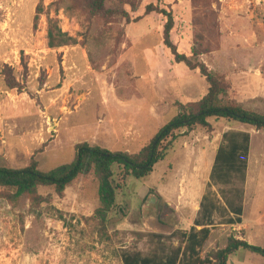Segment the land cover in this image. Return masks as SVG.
Instances as JSON below:
<instances>
[{"label": "rangeland", "instance_id": "1", "mask_svg": "<svg viewBox=\"0 0 264 264\" xmlns=\"http://www.w3.org/2000/svg\"><path fill=\"white\" fill-rule=\"evenodd\" d=\"M150 3L172 7V42L226 77L227 98L264 114V0H106L113 14L93 13L83 0H0L1 166L23 168L34 158L48 172L73 162L75 145L84 141L138 152L179 104L205 95V79L165 49L164 19L145 14ZM52 19L74 43L49 48ZM210 123L211 129L179 137L147 177H123L114 167L118 188L104 230L94 217L99 200L92 173L62 196L40 187L47 200L38 207L27 199L9 203V190L0 187V264H123L125 251L179 246L173 234L195 223L210 224L202 257L226 247L233 235L264 248V129L225 119ZM229 130L250 133V185L236 178L208 187ZM234 187H244L240 225L226 224L229 214L221 208ZM208 191L221 208L212 217L201 207ZM150 195L158 199V216L145 206ZM228 264H264V258L239 249Z\"/></svg>", "mask_w": 264, "mask_h": 264}, {"label": "trees", "instance_id": "2", "mask_svg": "<svg viewBox=\"0 0 264 264\" xmlns=\"http://www.w3.org/2000/svg\"><path fill=\"white\" fill-rule=\"evenodd\" d=\"M86 7L93 13L113 14L115 11L106 9V0H83ZM37 7V13H40ZM155 12L164 19L163 45L177 64L197 71L208 84L205 95L199 100L187 104H179L177 114L150 139L138 152L112 151L107 148L79 142L75 145L76 156L73 162L62 165L48 172L41 171L39 162L31 159L28 166L11 168L0 165V187L9 190L5 194L11 204L22 199L29 200L33 207H38L47 200L40 192V187H51L62 196L70 184L78 177L92 173L98 181L99 205L94 217L100 229L104 230L108 215L115 204L118 186L113 184L114 167L121 169L123 177L133 176L141 179L150 175L155 165L163 160L175 146L179 137L194 130L196 127L211 129L210 119H225L229 122L247 124L256 130L264 129V114L248 109L234 99L227 98L230 84L223 74L213 72L203 62H197L180 51L171 40L174 28V14L170 5L160 7L150 3L145 14ZM128 18V14L124 13ZM38 16L34 17L36 26ZM49 48L55 49L75 42V38L63 31L57 20H50L47 30ZM5 70V69H4ZM251 136L249 132L229 130L222 136L211 168L208 187L213 185L231 184L239 179L244 186ZM244 187H234L226 206L221 207L229 214L225 223L228 225L242 224ZM201 207L208 217L219 213L221 209L211 199L208 191L202 197ZM210 224L195 223L187 232H176L174 237L180 240L177 247H156L144 254L139 250L125 251L122 254L123 264H228L229 256L238 249L248 250L264 258V248L250 244L234 235L228 240L226 247L201 256V249L209 238ZM198 226H201L199 229ZM161 244V243H160Z\"/></svg>", "mask_w": 264, "mask_h": 264}, {"label": "flooded vegetation", "instance_id": "3", "mask_svg": "<svg viewBox=\"0 0 264 264\" xmlns=\"http://www.w3.org/2000/svg\"><path fill=\"white\" fill-rule=\"evenodd\" d=\"M148 206H149L148 209L150 208L151 214L158 216V214H159L158 213L159 212L158 199L155 198L153 201L150 202V204Z\"/></svg>", "mask_w": 264, "mask_h": 264}, {"label": "crops", "instance_id": "4", "mask_svg": "<svg viewBox=\"0 0 264 264\" xmlns=\"http://www.w3.org/2000/svg\"><path fill=\"white\" fill-rule=\"evenodd\" d=\"M218 149V148H217ZM217 152V151H216ZM215 155H216V153H215ZM215 158V157H214ZM214 162V161H213ZM213 165V164H212ZM211 172V171H210ZM250 174H249V169H248V171H247V173H246V188H247V186H249L250 185V182H251V179H250ZM209 177H210V174H209ZM243 201H244V199H243ZM243 207H244V203H243ZM239 250V249H238ZM244 250V249H243Z\"/></svg>", "mask_w": 264, "mask_h": 264}, {"label": "water", "instance_id": "5", "mask_svg": "<svg viewBox=\"0 0 264 264\" xmlns=\"http://www.w3.org/2000/svg\"><path fill=\"white\" fill-rule=\"evenodd\" d=\"M156 197L154 195H150L147 200H146V205L145 206H148L150 204L151 201H153Z\"/></svg>", "mask_w": 264, "mask_h": 264}]
</instances>
